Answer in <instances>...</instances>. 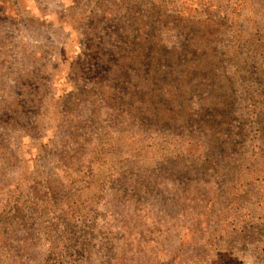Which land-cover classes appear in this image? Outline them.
I'll use <instances>...</instances> for the list:
<instances>
[{
  "label": "rangeland",
  "instance_id": "1",
  "mask_svg": "<svg viewBox=\"0 0 264 264\" xmlns=\"http://www.w3.org/2000/svg\"><path fill=\"white\" fill-rule=\"evenodd\" d=\"M149 43L214 64V140L116 107ZM0 264H264V0H0Z\"/></svg>",
  "mask_w": 264,
  "mask_h": 264
},
{
  "label": "trees",
  "instance_id": "2",
  "mask_svg": "<svg viewBox=\"0 0 264 264\" xmlns=\"http://www.w3.org/2000/svg\"><path fill=\"white\" fill-rule=\"evenodd\" d=\"M142 47L145 52L139 62L125 64L119 60L125 75L119 81L124 82L126 91L122 93L118 87L113 92L121 99L115 101L121 114L128 116L130 125L140 123L156 128L159 133L170 131L182 139L191 137L190 140L199 141L202 136L214 140L218 126L234 114L231 98L216 92L214 64L205 63L201 49L189 52L190 47H185L182 51L185 57L180 59L168 56V48L160 44ZM137 68L144 72L143 76ZM211 88L212 93H206Z\"/></svg>",
  "mask_w": 264,
  "mask_h": 264
}]
</instances>
